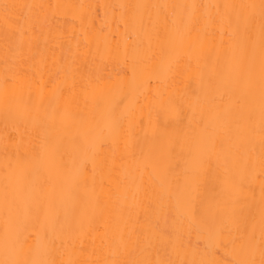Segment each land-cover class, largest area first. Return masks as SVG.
Instances as JSON below:
<instances>
[{"label":"bare ground","instance_id":"1","mask_svg":"<svg viewBox=\"0 0 264 264\" xmlns=\"http://www.w3.org/2000/svg\"><path fill=\"white\" fill-rule=\"evenodd\" d=\"M259 3L0 0V260L7 189L24 258L230 264L234 219L259 264Z\"/></svg>","mask_w":264,"mask_h":264},{"label":"snow or ice","instance_id":"2","mask_svg":"<svg viewBox=\"0 0 264 264\" xmlns=\"http://www.w3.org/2000/svg\"><path fill=\"white\" fill-rule=\"evenodd\" d=\"M4 9V20L5 23L10 19L8 14V10L15 7H23L17 5L3 4ZM167 7V6H165ZM172 7H184V8H196L197 5H173ZM215 7H220L219 5ZM225 8L231 7H239L242 10H249L244 15L245 23L251 26L255 20V12L256 8H259L260 15V24H259V52H260V134H261V160L260 165L262 169V174H264V0H260L259 5L256 4H247V5H225ZM249 41L251 42V57L255 56V46H256V35L254 31H249ZM241 77L243 81V86L245 89L251 90L254 87V79L252 76V67H251V59L249 60V64L246 69L241 70ZM255 113L253 111H249V119L254 117ZM203 123V121L201 122ZM227 173L228 170L225 169ZM20 177L26 175V171L24 169H20ZM225 186L235 185V180L230 175H225L224 179ZM15 195L16 192L9 193L6 189L4 193V207L9 213V221L6 226V242H5V252L6 257L11 256L12 258H5L0 260V264H55L54 261L50 260H37V259H28L23 256V242L19 240L18 237L15 236L14 229L12 227L11 222V213L15 204ZM261 223H260V242H259V250H260V260L259 264H264V186L261 188ZM234 216V213L232 214ZM55 222H58V218ZM203 223L209 227H215L217 231L224 235L226 233V239L229 244H231V248L229 250V255L233 257L230 261V264H257V261L254 259L256 241L254 228L249 230L245 228L243 230L240 229L236 221L231 220L230 224H226L223 220H205ZM227 247V245H226ZM113 264H154L153 261L150 260H130L123 262H113ZM155 264H175L174 261H160L155 262ZM181 264H210V262L203 260H191L187 262H181ZM211 264H215V262H211Z\"/></svg>","mask_w":264,"mask_h":264}]
</instances>
